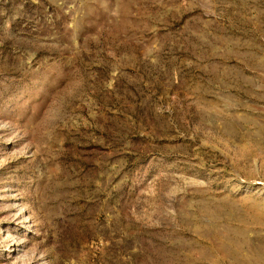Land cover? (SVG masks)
<instances>
[{
    "label": "rangeland",
    "instance_id": "374dc122",
    "mask_svg": "<svg viewBox=\"0 0 264 264\" xmlns=\"http://www.w3.org/2000/svg\"><path fill=\"white\" fill-rule=\"evenodd\" d=\"M0 264H264V0H0Z\"/></svg>",
    "mask_w": 264,
    "mask_h": 264
}]
</instances>
